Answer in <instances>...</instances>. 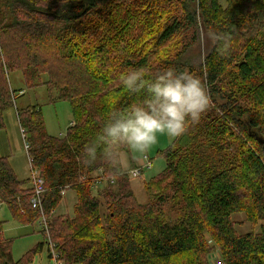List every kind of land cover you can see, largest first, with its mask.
<instances>
[{
	"label": "trees",
	"instance_id": "trees-1",
	"mask_svg": "<svg viewBox=\"0 0 264 264\" xmlns=\"http://www.w3.org/2000/svg\"><path fill=\"white\" fill-rule=\"evenodd\" d=\"M176 1L180 12L167 15L173 0H0V129L4 111L14 106L12 72L26 85L46 76L47 90L72 107L73 125L63 138L46 133L39 108L15 109L30 166L44 182L43 213L52 214L61 191L75 192L73 215L47 223V242L63 264H205L204 230L223 264H264V225L238 234L231 220L238 212L251 226L264 220V0ZM201 28L214 42L195 69L181 56ZM182 34L190 40L170 55ZM139 67L152 76L168 67L195 74L211 99L200 122L189 123L163 153L165 170L144 183L145 204L135 200L126 174L113 179L103 159L88 166L82 160L101 115L140 99L120 79ZM226 134L240 141L235 163L218 143ZM97 181L105 186L94 196ZM31 196L0 156V204L14 221L38 218ZM167 205L175 206L177 220H170ZM3 225L0 220V264H15Z\"/></svg>",
	"mask_w": 264,
	"mask_h": 264
},
{
	"label": "rangeland",
	"instance_id": "rangeland-1",
	"mask_svg": "<svg viewBox=\"0 0 264 264\" xmlns=\"http://www.w3.org/2000/svg\"><path fill=\"white\" fill-rule=\"evenodd\" d=\"M221 4L224 0H218ZM167 15L170 12L178 14L180 12L179 4L176 0H173L171 4L166 3ZM164 20V19H163ZM163 20L161 22H163ZM155 28V27H153ZM183 35H178L173 43H177L176 50H171L170 55L180 50L181 44L184 41L188 42L190 38L183 39ZM214 42V36L208 31L201 28L197 40L191 45L181 56V59L185 64H192L195 69L202 63L206 53L212 47ZM171 45L169 46V48ZM168 48V49H169ZM10 86L13 91L14 106L7 108L3 113L4 128L0 129V156L7 158V161L15 173L16 177L20 181H24L27 186L31 184V166L28 158V153L25 149V144L28 143L27 139L24 140L21 130L16 123L12 125L7 121H4V117L10 116V121L15 118V109H24L26 107L35 106L41 110L45 131L51 137L63 138L66 135V131L73 121L72 107L69 101L57 99L55 92H49L43 81L46 80V76H42L35 85H26L22 74L20 72L9 73ZM24 91L23 94L20 91ZM251 110H257L258 106L252 102L251 97L245 96L243 99ZM8 123V125H6ZM26 135V133H25ZM175 138H169L167 136H160L158 143L154 145L151 151L147 154L148 160L151 162L150 168L143 169L139 175L128 176L130 187L135 197V200L139 204H145L147 202V195L144 190V183L151 178L161 174L166 168V162L163 157V153L173 143ZM218 143L223 147H227V154L235 163L237 148L240 141L236 139L234 135H223ZM129 158H132L136 167L143 159L135 158L134 154H129ZM30 181V183H28ZM100 187L93 189V195L97 196V190L102 189L105 185L99 184ZM65 194L61 195L62 198L57 206L54 208L51 215H45L46 226L55 216H67L73 215V208L76 203V196L74 190L66 189ZM174 206V205H173ZM165 211L169 215L170 220H177L178 213L175 212V206L173 209L167 205ZM246 215L243 212L234 213L231 216V220L235 222V230L238 234H247L249 232L256 233L259 231L260 226L264 225L263 221H257L255 225H252L245 219ZM0 220L4 222L3 225V237L11 241V257L13 263L25 264H55L54 260L49 257V243L47 242L48 230L42 228L40 214L35 222L30 224H20L14 221L8 208L0 204ZM43 229V230H42ZM45 234H43V232ZM203 237L207 244V254L204 258L205 264H223L221 253L216 241L209 235V232L204 230ZM39 244H43L38 249ZM33 249H38L36 252H32ZM26 258H28L26 260Z\"/></svg>",
	"mask_w": 264,
	"mask_h": 264
},
{
	"label": "clouds",
	"instance_id": "clouds-1",
	"mask_svg": "<svg viewBox=\"0 0 264 264\" xmlns=\"http://www.w3.org/2000/svg\"><path fill=\"white\" fill-rule=\"evenodd\" d=\"M219 39L226 51L228 37ZM151 71L139 67L121 74L122 87L140 99L126 108L116 106L101 115L98 133L84 145V165H92L101 158L113 179L124 174L136 176L138 169L130 163L129 154L146 159L160 136L180 137L189 123L200 122L211 104L201 78L175 67L161 70L155 76Z\"/></svg>",
	"mask_w": 264,
	"mask_h": 264
},
{
	"label": "built area",
	"instance_id": "built-area-1",
	"mask_svg": "<svg viewBox=\"0 0 264 264\" xmlns=\"http://www.w3.org/2000/svg\"><path fill=\"white\" fill-rule=\"evenodd\" d=\"M21 94L23 92H20ZM70 125H73V122H71ZM22 136L24 138V134L23 131L21 130ZM25 149H28V145L25 144ZM151 166V162L148 160V158L143 159L141 161V163L137 166L138 169V174H140V172L143 169H148ZM102 181H97L96 182V187L101 183ZM110 183H112V179L110 180ZM31 188H32V196L30 198V205L31 208L33 209H37L39 211L40 214V218H41V224L43 225L42 228H46V218H45V214L42 211V206H41V202L45 193V189H44V182L43 179L39 177L38 175V171L36 169L31 168ZM61 195L64 194V191L60 192ZM50 246V250H51V256L50 258L54 260L55 264H63V262L58 258L57 254H55V252L52 250V245L49 244Z\"/></svg>",
	"mask_w": 264,
	"mask_h": 264
},
{
	"label": "crops",
	"instance_id": "crops-1",
	"mask_svg": "<svg viewBox=\"0 0 264 264\" xmlns=\"http://www.w3.org/2000/svg\"><path fill=\"white\" fill-rule=\"evenodd\" d=\"M8 120V122H10V124L11 123H14V124H12V125H16V123L18 124V121H17V117H16V111H15V118H14V120L12 121H10V116L8 117V116H6V117H4V121H7ZM6 125H8V123H6ZM19 126V125H18ZM20 128V127H19ZM129 160H130V163H132V164H134V161L132 160V158H129ZM142 161V160H141ZM141 161H140V163H141ZM29 187H31V184H29ZM65 192L66 191H64V194H65ZM63 194V195H64Z\"/></svg>",
	"mask_w": 264,
	"mask_h": 264
},
{
	"label": "water",
	"instance_id": "water-1",
	"mask_svg": "<svg viewBox=\"0 0 264 264\" xmlns=\"http://www.w3.org/2000/svg\"><path fill=\"white\" fill-rule=\"evenodd\" d=\"M264 143V141H262Z\"/></svg>",
	"mask_w": 264,
	"mask_h": 264
}]
</instances>
